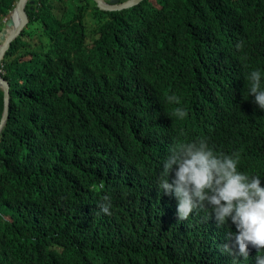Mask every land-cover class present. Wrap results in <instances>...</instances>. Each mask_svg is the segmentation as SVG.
Listing matches in <instances>:
<instances>
[{"label":"trees","instance_id":"16d2710c","mask_svg":"<svg viewBox=\"0 0 264 264\" xmlns=\"http://www.w3.org/2000/svg\"><path fill=\"white\" fill-rule=\"evenodd\" d=\"M15 2L0 0V29ZM25 13L0 68V264H231L227 228L203 210L179 219L157 177L194 137L264 177L246 79L264 77V0H33Z\"/></svg>","mask_w":264,"mask_h":264},{"label":"clouds","instance_id":"9594fccd","mask_svg":"<svg viewBox=\"0 0 264 264\" xmlns=\"http://www.w3.org/2000/svg\"><path fill=\"white\" fill-rule=\"evenodd\" d=\"M11 12L2 18L0 35L4 30H11L5 28ZM0 75L2 77L1 69ZM246 79L247 96H251L252 102L264 110V77L261 71L250 70ZM167 99L173 101L175 98L169 95ZM175 112L178 117L185 115L180 107ZM237 163L235 153L215 151L206 137L181 139L169 147L161 163L157 187L174 197L179 219L187 218L194 210H203L214 220L216 227L227 228L221 251L231 259V264H264V184L261 183L264 177L238 169ZM98 207L107 213L109 202L102 201ZM250 248L255 249V255L249 261Z\"/></svg>","mask_w":264,"mask_h":264},{"label":"water","instance_id":"95a60500","mask_svg":"<svg viewBox=\"0 0 264 264\" xmlns=\"http://www.w3.org/2000/svg\"><path fill=\"white\" fill-rule=\"evenodd\" d=\"M97 9L100 11H119L128 9L139 4L142 0H126L124 2H119V0H92ZM29 3L32 4L33 1L30 0H17L14 8L12 9L11 15L5 21V28H11L8 32L4 30L0 35V61L2 60L4 54L9 48L10 42L16 38L20 31L26 27L28 22L26 13L24 11L25 5ZM0 89L2 91V111L0 116V131L6 123L8 117V107H9V88L8 83L0 75Z\"/></svg>","mask_w":264,"mask_h":264},{"label":"bare ground","instance_id":"6f19581e","mask_svg":"<svg viewBox=\"0 0 264 264\" xmlns=\"http://www.w3.org/2000/svg\"><path fill=\"white\" fill-rule=\"evenodd\" d=\"M130 201V200H129ZM124 203V202H123Z\"/></svg>","mask_w":264,"mask_h":264}]
</instances>
